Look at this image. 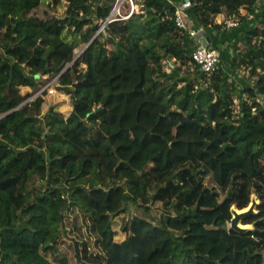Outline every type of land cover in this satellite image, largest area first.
Wrapping results in <instances>:
<instances>
[{
	"label": "trees",
	"instance_id": "1",
	"mask_svg": "<svg viewBox=\"0 0 264 264\" xmlns=\"http://www.w3.org/2000/svg\"><path fill=\"white\" fill-rule=\"evenodd\" d=\"M93 1L0 0V264H264V0L185 9L210 36L230 30L217 16L246 26L263 5L241 55L257 83L239 112L222 65L206 74L192 61L196 42L167 0H140L142 14L104 30L117 0L95 12ZM65 33L89 46L62 73L76 49ZM169 60L197 74L180 78ZM45 76L71 98L66 119L54 107L42 119L44 97L31 100ZM253 201L245 231L225 225ZM207 209L221 213L218 231L196 223Z\"/></svg>",
	"mask_w": 264,
	"mask_h": 264
},
{
	"label": "rangeland",
	"instance_id": "2",
	"mask_svg": "<svg viewBox=\"0 0 264 264\" xmlns=\"http://www.w3.org/2000/svg\"><path fill=\"white\" fill-rule=\"evenodd\" d=\"M49 0H45L48 2ZM106 0H94L92 3L94 12L97 7L102 5ZM135 6L138 7V11L135 13L142 14V6L140 4V0H134ZM68 4L66 2L61 3L56 9L58 16H64L65 11L67 9ZM124 11H128L130 9V5L127 1L124 3ZM263 5L260 4L256 9L254 14L249 20V23L245 26L242 24L239 25L236 30L230 29L229 32L226 33H218V31H214L210 36L214 44H216L220 50V54H222V90L223 94H226L228 91H231L233 88L237 89L236 96V111L239 112L241 110L242 103L244 101H249V94L246 91L250 87H256L257 76H253L250 73L249 68L241 64L242 61V53L250 49V45L247 40V31L260 26L261 20L258 17V14L261 13ZM242 15H246L247 11L242 9ZM226 18H223L221 15L215 18V23H223ZM234 29V28H233ZM64 39L71 44L76 46L75 49V57L82 52L85 48V44L81 41L79 36H72L69 33L64 34ZM256 40V39H255ZM84 68V67H83ZM166 69L171 72L172 69H175L177 72V76L187 77L190 74L196 75L197 70L194 64L189 63L188 65H183L180 62H176L175 60H169L166 62ZM262 74V73H261ZM41 82L44 83L43 88L34 93L31 100L35 99L37 96L42 95L44 97V104L42 110V119H45L49 109L54 107V110L59 113L63 118H67L72 111V102L70 96L61 88H59V84L56 78L49 79L47 76L41 78ZM181 85H183L181 83ZM22 92H32V89L29 87H23ZM260 101L264 107V99L260 98ZM33 183L39 184L38 178H35ZM65 200L68 203H71V197L69 194L65 193ZM257 204V201H255ZM252 205V204H251ZM152 216L157 218L159 213L161 212V205L155 204L152 206ZM256 208V206L254 207ZM132 216L141 215L139 211L135 208L131 211ZM154 219V218H149ZM196 223L201 224L206 230L218 231L221 229L223 223V217L220 212L212 211L211 209H207L206 214H202L197 220ZM232 219H225V225L227 227L231 226ZM121 225V217L116 219V223L114 225V229L117 231V239L122 241L125 238V235L120 232ZM241 228H248L249 226L242 225L240 222ZM252 227V226H251ZM200 231L197 229V226L192 227V233L198 235Z\"/></svg>",
	"mask_w": 264,
	"mask_h": 264
},
{
	"label": "built area",
	"instance_id": "3",
	"mask_svg": "<svg viewBox=\"0 0 264 264\" xmlns=\"http://www.w3.org/2000/svg\"><path fill=\"white\" fill-rule=\"evenodd\" d=\"M125 1L130 5L128 11H124ZM167 1L176 7L177 12L175 15V23L179 32L182 33V35L186 33L196 42V47L192 52V61L206 74H212L218 71L222 65L220 52L211 46L212 40L210 41V45L206 47L203 43V39H206L207 37L211 39V37L205 33L204 29L193 28L191 22L187 19L185 9L190 5V0H180V2H178V0ZM135 11H138V7L135 6L134 0H117L104 24L119 20H128L132 17ZM104 24L102 25L101 30H103ZM219 24L222 25V31H225L238 27L241 22L239 18L231 17L226 18L223 23Z\"/></svg>",
	"mask_w": 264,
	"mask_h": 264
},
{
	"label": "water",
	"instance_id": "4",
	"mask_svg": "<svg viewBox=\"0 0 264 264\" xmlns=\"http://www.w3.org/2000/svg\"><path fill=\"white\" fill-rule=\"evenodd\" d=\"M106 22V21H105ZM106 25H107V23H105L104 24V27H103V30L105 29V27H106ZM99 33L100 32H97L96 33V35L93 37V39L90 41V42H92L98 35H99ZM210 41H211V39L209 38V37H207L206 39H203V43H204V45L206 46V47H208L209 45H210ZM89 46V44H87L86 46H85V48L82 50V52L80 53V55H78V57L76 58H74V60L72 61V63H70V65H68L66 68H65V70L62 72V73H64V72H66L71 66H72V64L83 54V52L86 50V48ZM256 206V202L255 201H253L252 202V205H250V207L247 209V210H245V211H243V212H239L238 210H235V209H233L232 210V213H233V219H232V221H231V228H233L234 230H237V231H239V232H243V231H245L246 229L245 228H241V226H240V222H241V218L244 216V215H246V214H249V213H251V212H253L254 211V207Z\"/></svg>",
	"mask_w": 264,
	"mask_h": 264
},
{
	"label": "crops",
	"instance_id": "5",
	"mask_svg": "<svg viewBox=\"0 0 264 264\" xmlns=\"http://www.w3.org/2000/svg\"><path fill=\"white\" fill-rule=\"evenodd\" d=\"M220 16V15H219ZM223 18H226L224 15H221Z\"/></svg>",
	"mask_w": 264,
	"mask_h": 264
}]
</instances>
